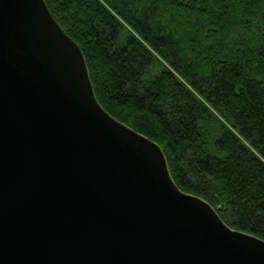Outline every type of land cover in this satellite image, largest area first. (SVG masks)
I'll return each mask as SVG.
<instances>
[{
	"label": "water",
	"instance_id": "1",
	"mask_svg": "<svg viewBox=\"0 0 264 264\" xmlns=\"http://www.w3.org/2000/svg\"><path fill=\"white\" fill-rule=\"evenodd\" d=\"M0 264H264L101 107L44 0H0Z\"/></svg>",
	"mask_w": 264,
	"mask_h": 264
},
{
	"label": "trees",
	"instance_id": "2",
	"mask_svg": "<svg viewBox=\"0 0 264 264\" xmlns=\"http://www.w3.org/2000/svg\"><path fill=\"white\" fill-rule=\"evenodd\" d=\"M95 97L184 193L264 240V0H44Z\"/></svg>",
	"mask_w": 264,
	"mask_h": 264
}]
</instances>
